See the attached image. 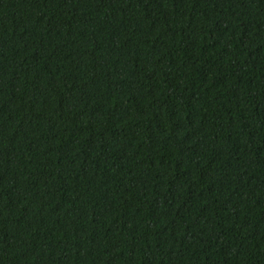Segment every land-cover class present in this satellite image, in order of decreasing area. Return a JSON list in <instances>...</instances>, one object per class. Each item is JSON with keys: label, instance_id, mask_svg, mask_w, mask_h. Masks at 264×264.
Instances as JSON below:
<instances>
[{"label": "trees", "instance_id": "obj_1", "mask_svg": "<svg viewBox=\"0 0 264 264\" xmlns=\"http://www.w3.org/2000/svg\"><path fill=\"white\" fill-rule=\"evenodd\" d=\"M0 264H264V0H0Z\"/></svg>", "mask_w": 264, "mask_h": 264}]
</instances>
